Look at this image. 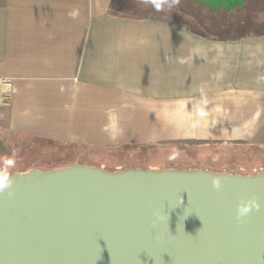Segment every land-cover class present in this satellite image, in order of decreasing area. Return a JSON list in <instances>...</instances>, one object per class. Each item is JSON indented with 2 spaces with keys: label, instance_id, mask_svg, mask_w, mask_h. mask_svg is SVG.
I'll list each match as a JSON object with an SVG mask.
<instances>
[{
  "label": "crops",
  "instance_id": "1",
  "mask_svg": "<svg viewBox=\"0 0 264 264\" xmlns=\"http://www.w3.org/2000/svg\"><path fill=\"white\" fill-rule=\"evenodd\" d=\"M115 3L0 0V135L99 150L264 146V32L208 35Z\"/></svg>",
  "mask_w": 264,
  "mask_h": 264
},
{
  "label": "water",
  "instance_id": "2",
  "mask_svg": "<svg viewBox=\"0 0 264 264\" xmlns=\"http://www.w3.org/2000/svg\"><path fill=\"white\" fill-rule=\"evenodd\" d=\"M190 1L216 12L246 3ZM250 200L264 205V173H16L0 190V264H264V207L237 220Z\"/></svg>",
  "mask_w": 264,
  "mask_h": 264
},
{
  "label": "rangeland",
  "instance_id": "3",
  "mask_svg": "<svg viewBox=\"0 0 264 264\" xmlns=\"http://www.w3.org/2000/svg\"><path fill=\"white\" fill-rule=\"evenodd\" d=\"M114 6L121 14L134 10L136 16H158L165 21L176 22L208 35L264 32V0H246L244 6L233 12H216L206 5L190 0H116ZM6 161L12 162L7 168L10 177L16 173L50 171L76 163L109 173L130 169L157 171L174 168L254 175L264 173V146L227 149L180 146L153 150L121 147L99 150L21 136L0 135V169L6 167Z\"/></svg>",
  "mask_w": 264,
  "mask_h": 264
},
{
  "label": "clouds",
  "instance_id": "4",
  "mask_svg": "<svg viewBox=\"0 0 264 264\" xmlns=\"http://www.w3.org/2000/svg\"><path fill=\"white\" fill-rule=\"evenodd\" d=\"M11 163V161H6V167L4 169H0V190L8 188L11 184V177L7 171V168L11 166ZM213 187L219 190L222 187V184L219 180H214ZM262 207H264V205L257 200H250L242 203L237 209V220H243L252 212L253 209L260 210Z\"/></svg>",
  "mask_w": 264,
  "mask_h": 264
},
{
  "label": "built area",
  "instance_id": "5",
  "mask_svg": "<svg viewBox=\"0 0 264 264\" xmlns=\"http://www.w3.org/2000/svg\"><path fill=\"white\" fill-rule=\"evenodd\" d=\"M8 90H4L1 95V103L5 104L9 100Z\"/></svg>",
  "mask_w": 264,
  "mask_h": 264
}]
</instances>
